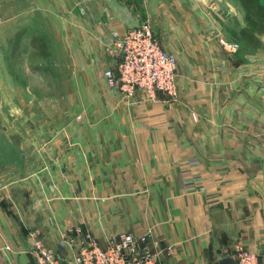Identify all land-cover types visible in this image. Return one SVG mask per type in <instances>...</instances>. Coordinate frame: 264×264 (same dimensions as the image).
Segmentation results:
<instances>
[{"label":"crops","instance_id":"0c3cea01","mask_svg":"<svg viewBox=\"0 0 264 264\" xmlns=\"http://www.w3.org/2000/svg\"><path fill=\"white\" fill-rule=\"evenodd\" d=\"M140 2L139 19L138 0H0L3 39L39 20L52 55L60 45L71 62L63 94L46 98L22 99L0 72V120L29 121L13 132L34 137L19 138L24 157L0 173V264H37L32 231L65 256L61 233L75 228L101 247L151 231L173 248L163 264H216L238 249L264 264V36L260 52L221 47L233 37L209 17L234 16L240 29L235 0ZM127 12L176 56L177 99L127 100L107 86L105 46L129 29Z\"/></svg>","mask_w":264,"mask_h":264},{"label":"built area","instance_id":"2783aa9c","mask_svg":"<svg viewBox=\"0 0 264 264\" xmlns=\"http://www.w3.org/2000/svg\"><path fill=\"white\" fill-rule=\"evenodd\" d=\"M219 44L229 53L238 49L235 43L221 38ZM105 47L112 65L104 71L103 77L110 89L127 100L138 92L149 101H154L158 94L170 100L178 98L176 56L161 47L148 22L124 31H112ZM81 119L80 114L74 116L75 121ZM29 239L30 254L37 264H163L159 255L173 254L172 246L162 247V241L154 238L151 231L139 236L111 235L101 247L89 233L75 228L61 233L59 248L69 252L65 256L45 244L37 231L30 232ZM235 259L238 264H258L256 254L242 249L237 250Z\"/></svg>","mask_w":264,"mask_h":264},{"label":"rangeland","instance_id":"374dc122","mask_svg":"<svg viewBox=\"0 0 264 264\" xmlns=\"http://www.w3.org/2000/svg\"><path fill=\"white\" fill-rule=\"evenodd\" d=\"M139 8L137 9V14L133 13V15H137V17L143 15L144 8L141 7V2L138 0ZM81 11V12H80ZM224 12L225 9H222ZM234 11V9H233ZM235 12V11H234ZM79 13L85 14V9L82 7H79ZM207 13V12H206ZM209 13L210 10H209ZM142 14V15H141ZM224 14V13H223ZM208 15V14H207ZM212 16L209 17V19H217V21H214L215 24L217 22H220V26L228 31L233 37V42L238 45V49L233 53L237 54L240 51L246 52V53H256L260 52L259 50H252L251 48L245 46L242 42H239L234 37V33L239 29V24L237 22V19L234 16H230L228 18H225L221 15L220 18L217 17V15L211 13ZM136 17L130 16V14L127 12V20L129 21L126 28H131L134 26H138L141 23H143L145 20L142 21H136ZM3 23V19L0 18V26ZM49 25V24H48ZM50 26V25H49ZM42 23L38 20L37 24L32 25H26L20 27V29H15L11 34L9 35V39L7 40V37L3 39L4 31L3 28H0V72L5 70L10 75L9 70H13L16 75V80L12 77L14 80V83L18 86L17 94L23 99H33L35 98H46L51 97L53 95H62L65 89L58 88L57 80L62 77L64 74H66V64L71 63L69 57H67L62 52L61 46L57 47V52L59 53L58 56H53L52 52L50 50V44L47 43L42 35ZM26 29L27 32L25 33V36L23 38V41L21 43L19 55L16 59L11 58L9 55L10 51V45L9 41L14 37V35L20 31ZM50 31V32H49ZM49 31H46V36H49L50 38L55 37V32L50 28ZM7 32V31H6ZM10 33V31H9ZM40 37L45 41L48 45V51L50 53V56L48 59H41L36 54V51L31 47L30 45V39L31 37ZM230 39V37H229ZM57 42V41H56ZM229 42V41H227ZM238 43V44H237ZM59 44V43H58ZM106 48V47H105ZM264 53V48L262 50ZM258 58V55L256 56ZM56 64H63L64 68L62 71V66L56 68ZM61 70V71H59ZM2 74V73H0ZM57 85V86H56ZM16 86V87H17ZM7 115V114H6ZM9 117V116H8ZM17 115L12 114V117L10 116L7 118L6 121L0 120V173L5 169L3 166V163H20L19 157L22 156V152L18 150L19 146V138L23 139L25 141V138L28 140L30 139L32 142H34V137L32 136H26L25 134L18 135L17 133L13 132V127H21L22 125H29V121H19L17 119ZM24 154V152H23Z\"/></svg>","mask_w":264,"mask_h":264},{"label":"trees","instance_id":"16d2710c","mask_svg":"<svg viewBox=\"0 0 264 264\" xmlns=\"http://www.w3.org/2000/svg\"><path fill=\"white\" fill-rule=\"evenodd\" d=\"M243 11L244 26L234 33L237 41L242 42L252 50H259L262 47L261 37L264 36V0H235ZM27 32L26 29L18 31L9 41L11 58L16 59L19 55L21 43ZM31 47L41 59H48L50 53L48 45L40 37H31ZM10 75L16 80L13 70Z\"/></svg>","mask_w":264,"mask_h":264},{"label":"water","instance_id":"95a60500","mask_svg":"<svg viewBox=\"0 0 264 264\" xmlns=\"http://www.w3.org/2000/svg\"><path fill=\"white\" fill-rule=\"evenodd\" d=\"M216 264H238L235 257L230 254H220Z\"/></svg>","mask_w":264,"mask_h":264}]
</instances>
